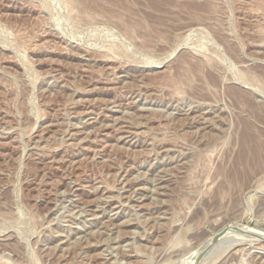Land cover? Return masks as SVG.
Here are the masks:
<instances>
[{"label": "rangeland", "instance_id": "obj_1", "mask_svg": "<svg viewBox=\"0 0 264 264\" xmlns=\"http://www.w3.org/2000/svg\"><path fill=\"white\" fill-rule=\"evenodd\" d=\"M198 250L264 264V0H0V264Z\"/></svg>", "mask_w": 264, "mask_h": 264}, {"label": "bare ground", "instance_id": "obj_2", "mask_svg": "<svg viewBox=\"0 0 264 264\" xmlns=\"http://www.w3.org/2000/svg\"><path fill=\"white\" fill-rule=\"evenodd\" d=\"M197 66V65H196ZM245 128V127H244ZM248 129V128H247ZM244 130V129H243ZM242 130V131H243ZM250 132H248V131H246V129L241 133V141H240V147H239V150H238V155H239V158H240V161L237 163L236 162V170L238 169V165H239V170L242 172V173H244V174H246L247 175V170H249L248 169V164H249V162H250V157H251V155L250 154H252L253 153V155H252V158H254L255 156H256V154H255V151H254V149H253V147H254V145H253V147H252V145L251 144H254V142H253V139H252V137H251V135L249 134ZM251 138V139H250ZM250 140L253 142V143H251L250 142ZM245 152H247V154L245 155ZM250 156V157H249ZM238 160V159H237ZM253 160V159H252ZM238 170V171H239ZM251 173V170L248 172V175ZM243 228V227H242ZM247 231H250V229H246ZM221 231V230H220ZM240 231V230H239ZM226 232H227V229H226ZM226 232H224L223 233V235L226 233ZM251 232V231H250ZM222 235V236H223ZM221 236V237H222ZM228 237L230 236V233L227 235ZM220 237V238H221ZM227 237V238H228ZM219 238V239H220ZM214 241V240H213ZM211 242V245L214 243V242ZM201 252H202V250H198V251H196V252H194L192 255H191V257H190V259H189V264H194V262L196 261V259H198V258H201L200 257V254H201Z\"/></svg>", "mask_w": 264, "mask_h": 264}]
</instances>
